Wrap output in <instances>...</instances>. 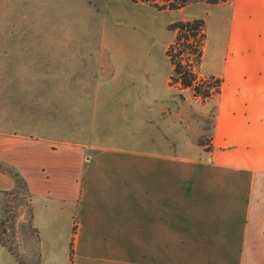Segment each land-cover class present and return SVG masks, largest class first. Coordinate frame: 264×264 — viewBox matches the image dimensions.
<instances>
[{"label": "rangeland", "instance_id": "rangeland-1", "mask_svg": "<svg viewBox=\"0 0 264 264\" xmlns=\"http://www.w3.org/2000/svg\"><path fill=\"white\" fill-rule=\"evenodd\" d=\"M208 4L192 0L171 10L162 8L161 1L155 7L133 0H0V129L95 146L101 179L96 196L86 194L84 205L90 203L96 221L114 207L112 186L120 194L127 185V198L133 194L141 163L156 159L150 154L176 157L164 162L166 172L212 170L204 155L210 151L218 88L208 85L211 78H219L202 73L219 70L223 63L228 16ZM29 10L35 18L26 25L21 16ZM194 18L204 20L206 35L201 68L196 69L203 82L198 93L171 82L172 67L165 55L175 35L169 25ZM27 26L32 28L30 43L28 36L20 35ZM205 90L211 94L207 98ZM12 94L15 100H8ZM163 110L171 112L165 119ZM173 117L179 124H172ZM201 196L210 205L217 202L206 192ZM113 200H118L115 193ZM202 201H197L200 210L205 208ZM1 212L0 241L9 249L14 237L35 235L24 191L6 193ZM71 221L78 224L73 232L80 230L78 255L86 256L83 263L131 262L125 240L96 237L94 232L84 237L85 219L79 215ZM76 247L74 239L72 264L81 259L72 251ZM109 248L114 253H106Z\"/></svg>", "mask_w": 264, "mask_h": 264}, {"label": "crops", "instance_id": "crops-1", "mask_svg": "<svg viewBox=\"0 0 264 264\" xmlns=\"http://www.w3.org/2000/svg\"><path fill=\"white\" fill-rule=\"evenodd\" d=\"M208 5L228 16L223 63L219 70L202 73L220 80L210 151L204 155L212 170L166 172L164 162L176 157L150 154L156 159L141 163L133 194L127 198V185L120 194L112 186L114 207L96 221L90 203L84 205L86 194L96 196L101 179L95 146L0 129V215L6 193L22 190L35 231L14 237L11 249L0 241V264H72L74 239L72 251L81 257L74 264H85L86 256L78 255L80 230L75 234L78 224L71 221L79 215L85 219L84 237L94 232L126 241L127 264H264V0ZM30 10L21 16L26 25L35 18ZM31 33L27 26L20 35L30 43ZM7 99L13 101L15 95ZM170 113L161 115L165 119ZM173 119L172 124H179V118ZM171 146L174 151V142ZM203 192L217 202L208 204ZM199 199L205 204L202 210Z\"/></svg>", "mask_w": 264, "mask_h": 264}, {"label": "trees", "instance_id": "trees-1", "mask_svg": "<svg viewBox=\"0 0 264 264\" xmlns=\"http://www.w3.org/2000/svg\"><path fill=\"white\" fill-rule=\"evenodd\" d=\"M146 2L150 5H157V2L162 1L164 8L166 5L171 10L181 9L192 0H133ZM176 1V4H174ZM209 4H216L220 0H206ZM156 7V6H155ZM170 31H174V39L167 46L165 55L168 62L172 66L170 76L171 82L179 84L183 88H191L195 93L200 92L203 82L199 83L197 79L196 69L200 65L203 54V47L206 41L205 22L201 18L190 20H180L169 25ZM213 81L209 83V87L218 88L219 80L211 78ZM209 90H205L203 97L207 98Z\"/></svg>", "mask_w": 264, "mask_h": 264}]
</instances>
